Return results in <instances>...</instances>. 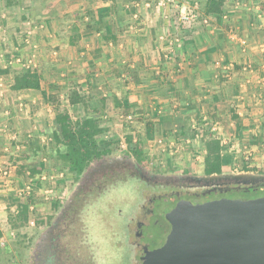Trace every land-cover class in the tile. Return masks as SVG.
Masks as SVG:
<instances>
[{
  "label": "crops",
  "instance_id": "0c3cea01",
  "mask_svg": "<svg viewBox=\"0 0 264 264\" xmlns=\"http://www.w3.org/2000/svg\"><path fill=\"white\" fill-rule=\"evenodd\" d=\"M168 1H0V41L7 40L0 47V166L9 174L8 184L0 180V251L17 233L10 218L19 205L46 179L73 174L52 171L45 153L55 146L47 133L56 128L48 102L56 87H76L89 99V115L109 126L104 135L122 132L159 168L204 175L212 138L222 148L221 173L260 167L264 3L225 0L219 14H203L190 29ZM18 69L36 72L40 89L12 91ZM34 168L44 173L33 176ZM48 205H40L42 214Z\"/></svg>",
  "mask_w": 264,
  "mask_h": 264
},
{
  "label": "flooded vegetation",
  "instance_id": "af4514ba",
  "mask_svg": "<svg viewBox=\"0 0 264 264\" xmlns=\"http://www.w3.org/2000/svg\"><path fill=\"white\" fill-rule=\"evenodd\" d=\"M124 188L131 196L119 198L126 203L119 207L114 194ZM73 191L69 203L64 202L39 230L25 264H94L89 232L95 235L99 249L100 241L107 240L113 253L127 249V264H147L150 255L167 241L168 214L178 202L196 205L192 201L218 200L231 188L201 187L189 174H159L134 157L109 154L90 163ZM101 251L108 253L103 247Z\"/></svg>",
  "mask_w": 264,
  "mask_h": 264
},
{
  "label": "water",
  "instance_id": "95a60500",
  "mask_svg": "<svg viewBox=\"0 0 264 264\" xmlns=\"http://www.w3.org/2000/svg\"><path fill=\"white\" fill-rule=\"evenodd\" d=\"M189 176L205 188L264 186V174L248 171ZM168 221L167 241L147 264H264V197L221 198L196 205L180 201Z\"/></svg>",
  "mask_w": 264,
  "mask_h": 264
},
{
  "label": "rangeland",
  "instance_id": "374dc122",
  "mask_svg": "<svg viewBox=\"0 0 264 264\" xmlns=\"http://www.w3.org/2000/svg\"><path fill=\"white\" fill-rule=\"evenodd\" d=\"M1 1V0H0ZM177 1V0H176ZM179 2H172L169 3L175 7V16L179 17L180 8L184 6L185 8H189L193 10L194 14L198 16V19L201 16L206 15L204 5L206 0H178ZM260 2L264 3V0H260ZM177 6V7H176ZM177 8V9H176ZM1 11V9H0ZM177 11V12H176ZM178 13V15H177ZM204 14V15H203ZM31 25L27 26L30 27ZM32 27V26H31ZM2 45L0 47H4L5 43H7V40H4L3 42L0 41V44ZM21 43V41H20ZM17 46L19 49H21L22 45L17 43ZM2 58L1 60H3ZM57 86V85H56ZM61 87V86H60ZM56 87L55 93H50L48 96V102L49 107L51 108L52 113H56V111L59 110V112H66L69 114L72 121L78 120L82 118L86 112L83 105H73L69 102V96H71L73 91L78 92V89L74 86H70L69 89ZM71 88V89H70ZM67 96V97H66ZM100 125H103V120L98 118ZM114 126V127H113ZM112 128H116L114 124H112ZM119 128V127H118ZM110 129V128H108ZM126 133V132H125ZM119 135V136H118ZM121 136V137H120ZM126 135H123L122 132H115L111 131L104 135H100L98 137V141L102 148H108L111 151V154H126L130 157L134 156V151L137 150L138 145L135 142H128ZM261 147L264 150V139L260 142ZM110 146V147H109ZM52 149L46 150L45 153L48 158L49 154ZM147 159L142 157L143 165L148 168L150 171L159 173V174H172V175H178V174H189L192 175L190 171H187V169H162L158 166H155L153 163V160H151L152 157L147 155ZM51 168L52 171L56 173L64 172L63 168H61V165L58 162H54L51 160ZM260 167H253L249 168L250 170H253L252 173L255 174H264V159L262 161V164L259 165ZM240 169V168H239ZM237 169L238 171H241ZM242 169V168H241ZM231 169H226L225 171H230ZM233 170V169H232ZM236 173V172H235ZM47 174L52 175L51 172H48ZM79 177H76L74 174L70 176H63L61 177V181L50 177L49 179H46L43 181L44 183H40L38 185L37 191L33 192L32 195L28 198L27 201V219L23 221V218L19 217L20 213V206L19 205L18 211L19 213L17 215H14L13 219L10 218V221L12 222L11 225L15 227L17 230L16 235L12 237L10 240H8L6 247H2L0 251V264H25L26 262V254L28 248L33 243V240L39 233V230L44 226L45 223H48L56 214L60 206L66 201L67 197L70 195L71 190L74 186V184L78 181ZM231 191L224 194V198L229 199H240V200H249L259 197H264V186H259L254 191H242L236 189L235 186H230ZM38 190H41L40 192ZM50 191V192H49ZM129 191L127 188L121 189L120 192L114 194V198L117 201V205L119 207H125V202L119 200L121 197L129 196ZM113 196V195H112ZM131 196V195H130ZM129 196V197H130ZM193 203H198L197 201H192ZM53 203L54 207L50 210H47L46 214H42V210H40V205L49 206L48 204ZM102 215L100 216V218ZM103 218V217H102ZM95 224V223H94ZM92 226L94 229H99L96 225L94 226L92 223ZM100 230V229H99ZM97 231V230H96ZM89 238L91 240V249H92V262L94 264H97V262L100 264H127V249L125 247H121L120 250H116L111 252L110 246L112 245L110 241H100V245L103 247V249H107L108 253H104L101 251L102 247L97 245V243H94L96 240L95 235L92 232H89Z\"/></svg>",
  "mask_w": 264,
  "mask_h": 264
},
{
  "label": "trees",
  "instance_id": "16d2710c",
  "mask_svg": "<svg viewBox=\"0 0 264 264\" xmlns=\"http://www.w3.org/2000/svg\"><path fill=\"white\" fill-rule=\"evenodd\" d=\"M224 2L225 0H206L204 5L205 12L207 14H219L222 11ZM10 89L15 92L39 90L40 81L38 74L29 70H15L10 82ZM69 97L70 104L83 105L86 112L92 109L89 99H86L79 92L73 91ZM55 124V129H49L48 133L45 132L52 138L55 145L49 157L54 162H58L63 170L71 171L76 177H79L94 160L111 154V151L108 148H102L98 141V137L105 133L107 128L100 125L99 120L90 116L89 113L78 120L72 121L68 113L59 112L58 110L55 113ZM127 140L130 142L131 138L127 137ZM206 148L204 174H220V151L222 148L219 141L213 138L210 139L206 143ZM133 157L136 160H142L143 153L139 147L134 151ZM241 170L253 172L247 167H243ZM30 173L33 176H37V174H43L44 172L34 168L30 169ZM239 189L247 192L256 190V187H242ZM20 209L19 217L25 221L27 219V208L23 205L22 207L20 206Z\"/></svg>",
  "mask_w": 264,
  "mask_h": 264
},
{
  "label": "built area",
  "instance_id": "2783aa9c",
  "mask_svg": "<svg viewBox=\"0 0 264 264\" xmlns=\"http://www.w3.org/2000/svg\"><path fill=\"white\" fill-rule=\"evenodd\" d=\"M170 1H172L174 3L175 2H179L178 0L177 1L176 0H169L168 3ZM197 19H198V16L194 14L193 10H191L189 8H185L184 6H182L180 8L178 20L181 22V24L187 25L188 28L193 29L192 26L194 25V22ZM203 22L206 23V18H203ZM29 25L30 24H28L27 26H29ZM30 28H31V26L30 27H27V29H30ZM26 35H27V37L25 39H28V37L31 35V31L30 30H27ZM181 40L182 39H180V38L179 39H176L174 41V43H179ZM15 62L21 63L22 60L18 57V58H16ZM27 63H28L27 66H29L30 65V61L27 62ZM217 65L220 66V67L222 66V69H224V70L225 69L227 70L228 67H230L229 64L221 65L220 63H217ZM128 120H131V116H128ZM4 151H7V149L5 148ZM8 175L9 174H8L7 169H5V168H3V167L0 166V180L3 181L2 183L8 184V181H9V179H8L9 176Z\"/></svg>",
  "mask_w": 264,
  "mask_h": 264
}]
</instances>
